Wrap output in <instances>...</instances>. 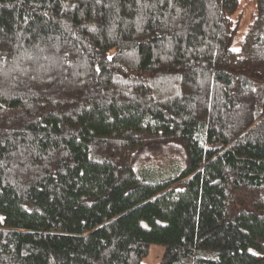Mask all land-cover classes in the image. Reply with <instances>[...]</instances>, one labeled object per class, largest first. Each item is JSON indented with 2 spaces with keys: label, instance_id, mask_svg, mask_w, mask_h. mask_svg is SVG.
I'll return each mask as SVG.
<instances>
[{
  "label": "trees",
  "instance_id": "obj_1",
  "mask_svg": "<svg viewBox=\"0 0 264 264\" xmlns=\"http://www.w3.org/2000/svg\"><path fill=\"white\" fill-rule=\"evenodd\" d=\"M264 264V0H0V264Z\"/></svg>",
  "mask_w": 264,
  "mask_h": 264
},
{
  "label": "rangeland",
  "instance_id": "obj_2",
  "mask_svg": "<svg viewBox=\"0 0 264 264\" xmlns=\"http://www.w3.org/2000/svg\"><path fill=\"white\" fill-rule=\"evenodd\" d=\"M165 250L163 244L153 243L150 246L148 254L144 257V264H158Z\"/></svg>",
  "mask_w": 264,
  "mask_h": 264
}]
</instances>
